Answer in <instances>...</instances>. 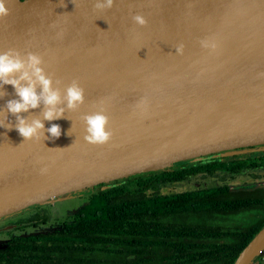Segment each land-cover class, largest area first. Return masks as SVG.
Instances as JSON below:
<instances>
[{
    "label": "water",
    "instance_id": "95a60500",
    "mask_svg": "<svg viewBox=\"0 0 264 264\" xmlns=\"http://www.w3.org/2000/svg\"><path fill=\"white\" fill-rule=\"evenodd\" d=\"M5 4L0 54L18 57L29 73V56L38 57L37 67L60 95L55 110L63 114L46 120L50 106L43 99L22 111L29 124L39 119L44 125L25 139L7 110L9 100L19 99L16 89L0 81V219L209 154L264 149V0ZM74 83L83 100L70 108L67 90ZM36 91L42 92L38 82ZM97 113L107 117L111 133L103 144L85 139V117ZM53 124L59 137L48 132ZM234 181L187 180L175 192ZM263 250L264 225L233 264H255Z\"/></svg>",
    "mask_w": 264,
    "mask_h": 264
},
{
    "label": "trees",
    "instance_id": "16d2710c",
    "mask_svg": "<svg viewBox=\"0 0 264 264\" xmlns=\"http://www.w3.org/2000/svg\"><path fill=\"white\" fill-rule=\"evenodd\" d=\"M218 166L229 179L245 170L264 171V149L173 167L156 177ZM136 177L139 188L128 182L96 188L73 220L53 232L11 237L0 248V264H233L264 225V185L148 196L154 174ZM243 214L246 220L234 219ZM31 219L45 222L47 213L36 211Z\"/></svg>",
    "mask_w": 264,
    "mask_h": 264
},
{
    "label": "clouds",
    "instance_id": "9594fccd",
    "mask_svg": "<svg viewBox=\"0 0 264 264\" xmlns=\"http://www.w3.org/2000/svg\"><path fill=\"white\" fill-rule=\"evenodd\" d=\"M112 2L113 0H107L108 6H111ZM8 14L9 9L6 7L5 0H0V17ZM135 19L141 24L145 23L140 16L135 17ZM39 63L38 57L30 55L28 66L32 68V72L29 73L24 70L25 62L18 57H12L8 53L0 54V81L5 84H12L19 97V99L7 102V110L17 116L18 124L15 127L25 139H31L44 125L39 119H35L29 124L26 118L18 115L22 111L38 107L41 99H43L45 105L50 106L44 113L46 120L58 119L63 114L62 110L59 112L55 110V105L60 102L59 92L52 89L51 79L46 77L40 67H37ZM15 73H20L19 77H16ZM22 81H27L28 83L25 85L21 83ZM37 82L42 86V92L40 93L36 91ZM66 98L68 106L70 108L75 107L77 102H82L83 100V90L74 83L68 88ZM85 119L88 125L87 131L90 133L85 139L89 143L103 144L109 140L111 133L105 130L107 124V117L105 115L97 113L88 115ZM48 132L54 138L59 137L61 128L59 125L53 124L48 129Z\"/></svg>",
    "mask_w": 264,
    "mask_h": 264
},
{
    "label": "flooded vegetation",
    "instance_id": "af4514ba",
    "mask_svg": "<svg viewBox=\"0 0 264 264\" xmlns=\"http://www.w3.org/2000/svg\"><path fill=\"white\" fill-rule=\"evenodd\" d=\"M254 146H250V147H245V148H239L238 151L232 150L230 151L231 153L229 154L228 152H221V153H215V154H209L204 156L201 160L195 162L196 163H201L202 165L206 164V163H215L217 162V160H224L226 158H237V157H241V152L243 150H248L249 152H252L251 150H253ZM257 148V146L255 147ZM247 151V152H248ZM185 164L179 165V166H183ZM177 167V166H176ZM173 167L170 168H165L159 171H164V170H168ZM158 171V172H159ZM156 171H150V172H146V173H142L144 175H148V173H150L151 175L154 174V178L153 181L151 182V186L145 189V193L148 196L151 195H170V194H176V192L174 191V187L179 184V186H184V182L183 181H190L193 180L195 181H203L204 179L207 180H226L230 178V174L222 171L220 169V166H218V168H214V170L212 171L211 168H196L194 170H190V171H186V172H181L179 173V176H174V175H167V174H162V175H157L156 177V173H158ZM259 172H264L262 170H245L243 172H239L237 174H235L233 176V178L231 180H236V178L240 177V176H248V177H253V179H257L258 178V173ZM224 173V177H222L221 174ZM141 174V175H142ZM139 175V174H138ZM137 176V175H132L130 177L124 178L122 180H115L111 183H109L108 185L114 186V185H123L126 184V182H128L129 179H131L132 177ZM135 179H139V177H136ZM252 179V180H253ZM253 183V182H251ZM249 184V183H247ZM247 184H244L247 185ZM243 187V186H242ZM97 187H93V188H89L85 191L89 192V191H93V189H96ZM132 188H139V186H135ZM85 191L83 192H79V196L82 194H85ZM77 194V193H76ZM75 194V195H76ZM40 206H33L31 208H29L26 211H21V212H16L13 214H10L8 216H5L3 218H1L0 220V233H5V237L0 239V248L4 247L6 245V243L11 239V237L13 236H18V235H30L29 233H24V234H17L16 230L17 229H21L24 228L25 226L29 225V224H34L37 225L39 223H36L35 219H31V216L33 215L34 212L38 211L41 212L39 210ZM79 210V209H78ZM78 210H76L75 212H78ZM45 211L47 213V219H48V212L46 210H42ZM74 212V213H75ZM28 213V215H26L24 218L21 217L20 219H14V217H19L20 215L26 214ZM73 215V214H72ZM73 220V217H72ZM46 222V221H45ZM64 222H70V221H63L61 223H59L58 221L55 220V222H53L51 224V230L48 232H53L56 228H60L62 226V224ZM10 226V227H8ZM48 232H39V233H31L32 235H36V234H41V233H48Z\"/></svg>",
    "mask_w": 264,
    "mask_h": 264
},
{
    "label": "rangeland",
    "instance_id": "374dc122",
    "mask_svg": "<svg viewBox=\"0 0 264 264\" xmlns=\"http://www.w3.org/2000/svg\"><path fill=\"white\" fill-rule=\"evenodd\" d=\"M263 148L261 147H257L251 151H261ZM248 150H243L241 152L240 156H244L245 154H247ZM158 172V171H156ZM253 177H248V176H240L238 178H236V180L234 181V185H231V187H241L245 185V187H251V186H256V185H264V172H259L258 173V178L257 179H253ZM207 180V179H204ZM207 181H211V180H207ZM195 182H201V181H195ZM253 182V183H251ZM129 183V187H135L137 186V179L132 178L128 181ZM179 186V184H177L174 187V191L177 189V187ZM85 191V190H84ZM93 191L95 192L96 189H93ZM83 192V191H82ZM92 191H85V194H82L79 196V194L77 193L76 195L73 196H69L66 197L64 199H58V200H53L50 203L44 204L39 208V210L42 212V210H46L48 212V219L46 222H40L37 225L34 224H29L27 226H25L24 228L21 229H17L16 232L17 234H24V233H39V232H48L51 230V224L53 222L58 221L59 223L63 222V221H71L72 217H74V215L77 213L75 212L76 210L80 209L91 197L92 195ZM29 211V210H28ZM27 212V211H26ZM75 212V213H74ZM73 214V215H72ZM26 215H28V213L20 215L19 217H14V219H20L21 217H25ZM248 214H243V215H237L235 216V220L236 221H242V220H246ZM1 221V220H0ZM230 223V222H229ZM5 237V233H0V239ZM103 256V255H101ZM259 258V263L257 264H264V250L261 252V254L256 257V259ZM102 264H108L107 263H102ZM256 264V262H255Z\"/></svg>",
    "mask_w": 264,
    "mask_h": 264
},
{
    "label": "built area",
    "instance_id": "2783aa9c",
    "mask_svg": "<svg viewBox=\"0 0 264 264\" xmlns=\"http://www.w3.org/2000/svg\"><path fill=\"white\" fill-rule=\"evenodd\" d=\"M257 264V263H256Z\"/></svg>",
    "mask_w": 264,
    "mask_h": 264
}]
</instances>
